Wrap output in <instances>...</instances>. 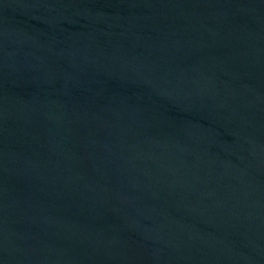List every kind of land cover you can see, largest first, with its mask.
<instances>
[{"label":"water","instance_id":"1","mask_svg":"<svg viewBox=\"0 0 264 264\" xmlns=\"http://www.w3.org/2000/svg\"><path fill=\"white\" fill-rule=\"evenodd\" d=\"M0 264H264V0H0Z\"/></svg>","mask_w":264,"mask_h":264}]
</instances>
